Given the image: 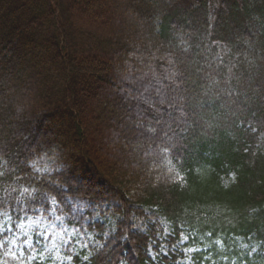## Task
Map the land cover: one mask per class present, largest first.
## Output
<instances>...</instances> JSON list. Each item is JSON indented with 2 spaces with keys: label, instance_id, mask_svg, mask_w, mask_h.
Segmentation results:
<instances>
[{
  "label": "trees",
  "instance_id": "16d2710c",
  "mask_svg": "<svg viewBox=\"0 0 264 264\" xmlns=\"http://www.w3.org/2000/svg\"><path fill=\"white\" fill-rule=\"evenodd\" d=\"M121 1L136 30L105 0H0V211L111 214L83 264H179L184 230L196 264H264V0Z\"/></svg>",
  "mask_w": 264,
  "mask_h": 264
},
{
  "label": "rangeland",
  "instance_id": "374dc122",
  "mask_svg": "<svg viewBox=\"0 0 264 264\" xmlns=\"http://www.w3.org/2000/svg\"><path fill=\"white\" fill-rule=\"evenodd\" d=\"M119 2L122 1L105 0L104 5H95L94 8L107 7L114 16L124 12L128 18L127 25L136 30V23L130 17L129 9L122 7ZM111 149V145L104 147L107 152H111ZM33 166L41 173L52 171L56 168V163L52 158H44L35 162ZM233 180V173L223 176L222 179L224 185L231 184ZM87 211L93 215L86 214ZM74 219L81 224H67V217L59 213L55 203L51 204L47 213L25 215L18 222H14L8 212H0V264H76L75 259H80L82 264L87 262L90 247L98 245L96 239L99 237L98 231L89 226L94 223L104 225L107 234L114 231L116 219L101 209H91L85 203L75 205ZM161 226L164 231L162 235H158V239L163 241L170 234V227L165 221L161 222ZM135 229L144 231L146 226L139 222ZM192 235L190 232H184L178 243L183 253L179 260L180 264H196L193 253L199 248V243L192 240ZM239 245L242 252H248L250 257L258 255L259 246L255 243L240 240ZM167 249L168 245L162 243L158 250L166 255ZM155 251L149 250L152 258L158 252Z\"/></svg>",
  "mask_w": 264,
  "mask_h": 264
}]
</instances>
